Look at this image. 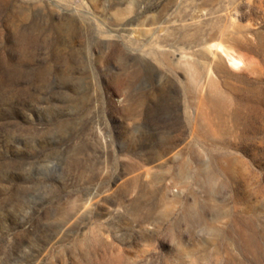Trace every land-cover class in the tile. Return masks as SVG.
<instances>
[{
	"label": "rangeland",
	"instance_id": "1",
	"mask_svg": "<svg viewBox=\"0 0 264 264\" xmlns=\"http://www.w3.org/2000/svg\"><path fill=\"white\" fill-rule=\"evenodd\" d=\"M0 264H264V0H0Z\"/></svg>",
	"mask_w": 264,
	"mask_h": 264
},
{
	"label": "bare ground",
	"instance_id": "2",
	"mask_svg": "<svg viewBox=\"0 0 264 264\" xmlns=\"http://www.w3.org/2000/svg\"><path fill=\"white\" fill-rule=\"evenodd\" d=\"M227 44H219L217 46V50H213L210 47H206V51L208 52V57L210 59L209 65L210 68L209 74H211L214 68L218 69L223 66L228 70L233 71H241L247 65L245 57L235 50V45L232 41H226ZM193 74V72H192ZM211 76V75H210ZM211 78V86H215L214 80ZM215 99H211V103L214 105Z\"/></svg>",
	"mask_w": 264,
	"mask_h": 264
}]
</instances>
